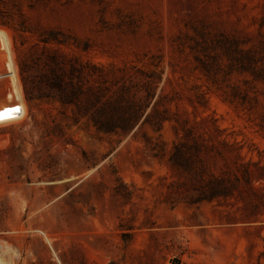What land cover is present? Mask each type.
<instances>
[{
  "label": "rangeland",
  "instance_id": "obj_1",
  "mask_svg": "<svg viewBox=\"0 0 264 264\" xmlns=\"http://www.w3.org/2000/svg\"><path fill=\"white\" fill-rule=\"evenodd\" d=\"M55 63L153 97L100 131ZM0 264H264V0H0Z\"/></svg>",
  "mask_w": 264,
  "mask_h": 264
},
{
  "label": "trees",
  "instance_id": "obj_2",
  "mask_svg": "<svg viewBox=\"0 0 264 264\" xmlns=\"http://www.w3.org/2000/svg\"><path fill=\"white\" fill-rule=\"evenodd\" d=\"M102 74V67L91 63L70 64L68 70L61 63H55L51 79L47 81V97L57 98L62 105L74 106L78 116L87 118L100 131L128 133L138 124L153 94L147 91L143 103L126 86L112 92ZM93 76L100 78L96 87L89 85V78Z\"/></svg>",
  "mask_w": 264,
  "mask_h": 264
},
{
  "label": "bare ground",
  "instance_id": "obj_3",
  "mask_svg": "<svg viewBox=\"0 0 264 264\" xmlns=\"http://www.w3.org/2000/svg\"><path fill=\"white\" fill-rule=\"evenodd\" d=\"M16 94V93H15ZM16 99H17V95H16Z\"/></svg>",
  "mask_w": 264,
  "mask_h": 264
},
{
  "label": "snow or ice",
  "instance_id": "obj_4",
  "mask_svg": "<svg viewBox=\"0 0 264 264\" xmlns=\"http://www.w3.org/2000/svg\"><path fill=\"white\" fill-rule=\"evenodd\" d=\"M5 111H7V110H5Z\"/></svg>",
  "mask_w": 264,
  "mask_h": 264
}]
</instances>
